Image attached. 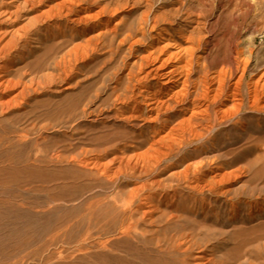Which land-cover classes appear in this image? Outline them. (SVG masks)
I'll use <instances>...</instances> for the list:
<instances>
[{
    "label": "rangeland",
    "instance_id": "rangeland-1",
    "mask_svg": "<svg viewBox=\"0 0 264 264\" xmlns=\"http://www.w3.org/2000/svg\"><path fill=\"white\" fill-rule=\"evenodd\" d=\"M66 6L70 15L13 39L38 12L0 23V76L14 82L0 89V264H264V110H244L237 125L203 123V139L173 144L168 158H137L165 119L182 116L171 102L149 119L141 58L170 41L190 81L237 59L248 83L264 72V0ZM218 168L224 180L212 178Z\"/></svg>",
    "mask_w": 264,
    "mask_h": 264
},
{
    "label": "bare ground",
    "instance_id": "bare-ground-1",
    "mask_svg": "<svg viewBox=\"0 0 264 264\" xmlns=\"http://www.w3.org/2000/svg\"><path fill=\"white\" fill-rule=\"evenodd\" d=\"M44 1L46 0H7L4 2L3 9L0 12L1 24L15 22L19 14L26 9L30 12H38L37 15L35 14V16L27 18L24 21L26 24L23 27L12 29L10 38H15L20 31H24L33 24L40 23L41 20L50 17L52 14L59 15L62 14V11L65 12V16L71 14V8L66 6L69 0L58 2L56 7L49 6L50 4L44 5ZM72 14L75 16L72 22L81 21L83 18L79 17V14L76 12ZM101 33L98 32L96 36L101 35ZM90 40L91 38H88V45L90 44ZM169 42L164 41L158 48L154 46L149 52L146 50L147 54L141 58V61H144L145 64L143 65V62L139 64L141 76L138 77V82H147V86L144 87L145 89L139 93L143 100L142 103L147 108V113H149V119L153 122L158 121L163 110L165 112L171 110L169 107L171 102H174L175 106L178 105L176 112L182 115L174 126L169 123L168 119H165L160 126V131L157 132L160 138L152 144L148 151L137 155L138 159L148 162H156L159 159L168 158L172 151V145L175 143L197 138L198 140H202L203 131L206 130L202 125L203 123H206L207 127L213 128L228 122L232 125H237L238 123L235 119L243 114L244 110L248 109L253 112L264 110V72L258 78H253L250 82L244 83L247 63L245 60L238 61L236 59V61L234 60V64L223 66L218 72L208 75L207 71H205L198 81H190L188 62L186 65L181 64L183 62L181 51L178 49H175L174 52L169 50L171 47ZM2 49L0 48V52ZM84 51L85 46H78L75 47L74 54L77 55L80 52L82 54ZM240 62H242V65H239L241 64ZM237 72L240 74L232 82L234 80L233 73ZM13 83L8 79L6 74L0 76V89L4 90L8 87H13ZM151 84L156 85L155 87L158 89L157 93L152 91ZM6 101H4V104L9 102L8 100ZM162 140H167L168 144L155 147ZM124 164L125 167L130 165L129 161L124 162ZM196 165L194 166L196 167ZM190 167L191 164H188L182 170L177 169L178 172L173 171L172 174L176 177H184ZM212 176L215 180L221 181L226 178L227 173L218 168L217 172Z\"/></svg>",
    "mask_w": 264,
    "mask_h": 264
}]
</instances>
